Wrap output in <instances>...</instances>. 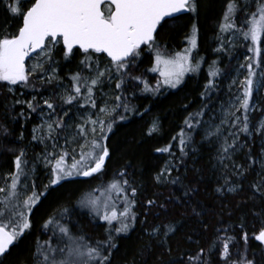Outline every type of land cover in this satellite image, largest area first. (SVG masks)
I'll return each mask as SVG.
<instances>
[{
  "label": "snow or ice",
  "instance_id": "snow-or-ice-1",
  "mask_svg": "<svg viewBox=\"0 0 264 264\" xmlns=\"http://www.w3.org/2000/svg\"><path fill=\"white\" fill-rule=\"evenodd\" d=\"M0 3L13 18L22 21L15 34L0 35V83H5L9 92H13L17 85L24 88L31 86L36 91L33 78L37 77L41 84L55 83L57 87L63 88L59 96L61 105L54 103L52 97H41V104L36 95L30 101H15V104L26 105L32 112L39 108L41 115L46 116L40 125L33 128L32 139L39 143L53 141V150L49 152L46 144L44 154H37L35 160L29 161L27 152L20 149L14 157V170L2 177V258L10 255L12 247L32 228L30 215L42 202V197L48 194L49 188L54 189L65 181H74L80 177L98 178L106 173L111 158L109 134L116 123L114 114L124 120L126 116L117 113V109L122 108L124 112L135 111L123 102L122 92L112 97L111 107L106 99L104 106L98 108L96 92L102 90L106 79L111 81L115 74V88L122 90L126 84L128 69L147 48L154 52L155 63L150 71L158 72L161 79L157 80L155 86L141 77L131 76L129 79L143 84L142 92L156 94L161 88L179 87L187 74L198 73L206 61L198 55L199 28L195 22L185 37L187 46L182 50L169 52L157 41L158 30L169 20H179L185 13L191 14L195 19L199 14V0H0ZM241 12L244 13V18L238 22ZM216 39L219 47L214 51L218 53L229 51L238 42H242L252 54L239 64L237 77L231 80L229 99L226 106H221L223 115L220 122L204 130V139L211 141L215 137L220 141L216 159L224 170L225 184H229V169L241 176L248 170L233 160V154L244 146L240 144L241 134L249 137L259 134L264 138V119L255 125L250 119L257 107L253 100L254 93L264 88V0H228L218 24ZM57 51L62 52L65 59L74 56L77 51L81 52L84 58L80 63L88 74L77 71L70 77V87L64 86L54 59ZM97 54H105L110 58V66L101 68L98 62H94L92 58ZM30 60L31 66L26 63ZM217 64L218 61H213L209 65V80L201 94L205 98L203 107L196 113H190L184 121L185 127L173 137L177 141L181 165L189 151L197 150L194 146V134L202 125L204 109L218 88L217 78L223 74L216 67ZM239 69L246 71L242 80L239 79ZM233 87L236 88L235 92L232 91ZM62 105L98 108V112L82 113L80 122L64 137L65 146H61L57 152L58 137L70 127L64 120L69 115L67 110L63 112V116L57 115V107ZM45 108L49 110L47 113L44 112ZM20 115L23 116L24 113L21 112ZM157 130L158 122L154 121L149 135ZM2 131L7 134L6 128ZM20 139H23L22 134ZM70 145H75L71 147V151L68 148ZM172 148L173 145L169 144L156 151L168 153L175 159ZM249 158L251 168L257 161ZM37 163H43L49 170V184L44 186L43 191L37 190L34 179ZM259 163L262 170L258 174L260 180L252 187L264 197V158ZM173 170L179 171V167L169 161L156 174L155 181L180 183L179 176L171 179ZM126 176L127 173L123 171L116 173L109 182L83 194L78 201L80 208L88 209L108 225L104 240L93 242L83 234L74 233L69 225L61 223L65 216L70 218L71 215L70 210L64 208L58 216L45 221L43 228L50 231L51 236L43 242L37 240L32 251L33 264H111L112 250L117 247L116 236L131 231L137 219V188L132 186ZM223 187L221 185L217 191H221ZM227 190L236 191L234 187H228ZM188 194V191L184 192L185 196ZM147 204L154 206L156 201L150 199ZM243 227L242 223L241 229ZM176 231L178 228L172 224L156 225L147 235L155 237L162 234L160 243L164 244ZM224 232V236H217L209 244V253L217 252L220 264H255L254 259L247 258L248 233H243L245 247L241 251L236 246L235 237L228 235V229H224ZM253 238L264 245V226L253 234ZM0 264H3V260H0ZM180 264L212 262L206 258L205 249L200 248L194 255H188L186 260L182 258Z\"/></svg>",
  "mask_w": 264,
  "mask_h": 264
},
{
  "label": "trees",
  "instance_id": "trees-1",
  "mask_svg": "<svg viewBox=\"0 0 264 264\" xmlns=\"http://www.w3.org/2000/svg\"><path fill=\"white\" fill-rule=\"evenodd\" d=\"M227 3L228 0H199V14L195 19L188 13L180 16L179 20H169L158 30V43L165 46L169 52H175L186 45L185 37L190 33L192 23L198 25L197 51L199 57L206 61L201 67L200 75L188 77L184 84L175 90L161 88L156 94L142 92L143 84L129 77H141L153 86L157 82L155 79L159 78V74L150 71L151 64L153 67L155 63L154 52L147 48L128 69L126 84L122 90L115 88L117 79L116 75H113V93L118 95L122 92L123 102L135 111L124 112L122 108L117 109V113L126 116L124 120L114 114L116 123L109 134L111 158L106 173L98 178H77L74 181H65L54 189L49 188L48 194L42 197V202L30 215L32 228L12 247L10 255L1 259L3 264H33L32 251L37 240L43 242L51 236V232L43 228L45 221L58 216L64 208H68L71 215L70 218L65 216L61 223L69 225L74 233L83 234L93 242L104 240L108 225L88 209L80 208L78 201L83 194L102 183L106 184L116 173L122 171L127 173L126 178L137 188V219L131 231L116 236L117 247L112 250L111 264H180L182 258L186 260L188 255H194L200 248L205 249L206 258L210 259L212 264H220L218 253H209L208 250L209 244L217 236L225 235L224 229H228V235L235 237L236 246L241 251L245 247L242 237L246 231L249 235L247 258L254 259L255 264H264V247L253 238V234L264 226V197L252 187L260 180L258 160L261 155L259 141L262 138L256 134H253L252 138L241 134L240 139L244 146L233 160L248 170L241 176L229 169V184H225L224 170L216 164L213 147L202 141L200 129L194 134V146L197 150L189 151L182 165L178 159L180 153L177 141L173 140L181 128L185 127L184 121L189 114L196 113L204 105L205 98L201 94L209 80V65L218 61L216 67L220 68L223 74L217 78L218 88L208 101V106L204 109L205 114L213 111L216 103L222 98L226 78L233 70L237 56L250 53L243 44L235 49V53H213L214 44L218 42V24ZM243 18L244 13L241 12L238 22ZM21 23V19L13 18L0 3V35L15 34ZM83 58L79 51L69 59H65L60 51L54 54L58 75L64 76L69 85L73 73L82 71L83 74H88L80 63ZM92 59L101 66L109 64L103 54L94 55ZM33 84L36 91H33L31 86L20 89V92H23L22 100L27 101L36 95L41 103V97L48 96L53 98L54 103L61 105V101L54 98V84H41L37 77L33 78ZM6 87L5 83H0V172L14 170V157L20 149L29 152L26 148L30 139L29 130L35 125L39 110L38 108L36 112H32L24 104H15L16 96ZM262 91L263 106L264 88ZM66 107L68 105L57 107V115L60 116ZM20 110L26 116L25 122L21 120ZM258 117L259 115L250 116L253 125ZM152 119L159 121V132L156 135L147 134ZM203 119L204 116L202 121ZM3 128L7 129V134L2 131ZM21 134L23 139H20ZM60 135L64 138L63 132ZM169 144L173 145L175 159L168 153L156 151L157 148H164ZM27 156L29 161H32L31 155ZM249 157L257 161L251 168ZM171 158L179 167V171L173 170L171 179L179 176L181 182L158 184L154 176ZM34 179L37 190L43 191L42 182L46 180L44 171L37 170ZM221 185L224 187L217 191ZM228 187H234L236 191L229 192ZM185 191L189 193L187 196L184 195ZM150 199L156 201L154 206L147 204ZM161 205L164 207H160ZM165 224L178 228L166 243H160L162 234L155 237L147 235L153 226ZM218 229L220 231H217Z\"/></svg>",
  "mask_w": 264,
  "mask_h": 264
},
{
  "label": "rangeland",
  "instance_id": "rangeland-1",
  "mask_svg": "<svg viewBox=\"0 0 264 264\" xmlns=\"http://www.w3.org/2000/svg\"><path fill=\"white\" fill-rule=\"evenodd\" d=\"M242 44V42H238L237 43V46L236 47H234V48H231L229 51H227V52H233V53H235V49L238 47V46H240ZM187 46V43H186V45L184 44L182 47H181V49H179V50H182L184 47H186ZM217 47H219V42H217L216 44H214V49H213V53H215V54H219V53H221V52H216V51H214ZM178 50V51H179ZM249 55H252L251 53H249V54H242V55H240V56H237V59H236V62H235V65H234V68H232L233 70L231 71V73H230V75L229 76H227V78H226V83H225V86H224V91H223V96H222V98L220 99V101L219 102H217L216 103V107H215V109L213 110V111H208L205 115H204V119H203V123H202V125L200 126V132H201V139H202V141H204V142H206V143H208L210 146H212L213 147V149H214V153H215V161H216V164L218 165V162H217V159H216V156H217V148H218V146H219V143H220V141L217 139V138H215V137H213L212 139H211V141H209V140H206V139H204V130L206 129V128H208L210 125H215V124H218L219 122H220V119H221V117H222V115H223V110H222V105H225L226 106V103H227V101H228V99H229V91H228V88H229V85H230V83H231V80L232 79H234V78H236L237 77V70H238V68H239V64L240 63H243L244 61H245V57L246 56H249ZM26 63H28L29 64V66H31V64H32V61L30 60V61H27ZM105 66H110L109 64L107 65V64H103V66H101V68H103V67H105ZM151 68H152V64H151ZM57 71H58V69H57ZM156 73V75L157 74H159L158 72H155ZM200 73H201V70L198 72V73H191V74H187L186 76H185V78H184V81L188 78V77H191V76H193V75H200ZM87 75V74H86ZM244 75H246V71L244 70V69H239V79H243L244 78ZM59 76V75H58ZM157 77V76H156ZM59 78H60V80H61V82H62V84L64 85V86H66V87H70V85H69V82L67 83L65 80H64V76H59ZM114 79V78H113ZM113 79H111V81H105V83H104V85H103V88H102V90H97V92H96V100H97V105H98V108L99 107H103L104 106V100H108L109 101V107H111V104H112V97H114L115 96V94L113 93V88H112V86H111V83L113 82ZM159 79H161L160 78V76H159V78L157 77L156 79H155V81L156 80H159ZM184 81H183V83L180 85V86H182L183 84H184ZM54 84V88H55V93H54V98L56 99V100H59L60 101V99H59V96H60V94L63 92V88H59V87H57V85L55 84V83H53ZM48 85H50V84H48ZM179 86V87H180ZM179 87H177V88H179ZM7 88V90H8V86L6 87ZM23 87H21V86H19V85H17V86H14V91L13 92H10L11 94H13L14 96H16V100H22V95H23V92L21 91L20 92V89H22ZM166 88V87H165ZM177 88H175V89H177ZM175 89H173V90H175ZM232 91L233 92H235L236 91V88L235 87H233V89H232ZM262 94H263V91H262V88L258 91V92H256V93H254V98H253V100H254V103L256 104V111H254L251 115H259V117L257 118V120H255V122H254V124H256L258 121H260L261 119H264V105L262 106V104H261V96H262ZM43 98H49L48 96L47 97H43ZM30 100H32V98H30V99H28L27 101H30ZM41 104L43 103V100H42V98H41ZM19 105H23V104H19ZM25 107H26V105H24ZM98 108L97 109H91V108H88V109H84V108H79L77 105H72V106H68V107H66V108H64L63 110H62V112H61V114H60V116H63V112L65 111V110H67L68 112H69V115L67 116V117H64V120L69 124V128L65 131V132H63V135H64V137L66 136V135H68L69 133H71L72 131H73V126L75 125V124H77V123H79L80 122V115L82 114V113H96V112H98ZM49 110H47L46 108L44 109V112L45 113H47ZM21 112H23V111H21L20 110V112L19 113H21ZM239 114V113H238ZM102 115V114H101ZM21 116V115H20ZM28 116H30V114L28 113ZM93 118H95V116H93ZM25 119H26V116H25V114L23 115V116H21V120H22V122H25ZM44 119H46V116H42L41 115V113H40V110H38L37 111V114H36V117H35V125H33L31 128H30V130H29V136H30V139H29V141H28V143H27V145H26V148L29 150V152L27 153V155H31V160L33 161V160H35V158H36V156H37V154H44V152H45V145L47 144V150L49 151V152H51L53 149H52V147H51V145H52V143H53V141H51V140H48V141H46L45 143H39L38 141H34L33 139H32V136H33V128L34 127H37L38 125H40L41 123H42V121L44 120ZM154 121H156V122H158V130L156 131V132H154L153 134H151V135H156V134H158V132H159V121H158V119H152L151 121H150V123H149V126H148V128H147V134L149 135V130H150V128L152 127V124H153V122ZM214 130V129H213ZM256 136H260L259 134H256ZM261 137V136H260ZM70 138V137H69ZM240 138H241V136H240ZM249 138H252V136H250ZM256 138V137H255ZM262 138V137H261ZM240 144H242V145H244V143L242 142V139H240ZM259 145H260V148H261V155H260V157H259V160H258V162L262 159V158H264V157H262V149H264V138H262L260 141H259ZM61 146H65V140H64V138H62V136L60 135L59 137H58V147H57V149H56V151L58 152L59 150H60V147ZM73 146H75V145H70V146H68V148H69V151H71V147H73ZM241 152V148H239L234 154H233V159H234V157L237 155V154H239ZM169 161H171L172 163H174V161H173V158H171V159H169L167 162H166V164L169 162ZM165 164V165H166ZM37 170H40V171H44V173H45V175H46V180H45V182H42L43 184V188H44V186L45 185H48L49 184V180H50V175H49V170L44 166V164L43 163H37V165H36V172H37ZM161 171V170H160ZM259 171H260V173H261V166H260V163H259ZM11 171H9V170H4V171H1L0 172V186H3V179H2V177L5 175V174H7V173H10ZM36 172H35V176H34V178L36 177ZM156 176V175H155ZM155 176H154V178H155ZM80 178H83V177H80ZM158 184H160V183H158ZM161 184H163V183H161ZM90 212V211H89Z\"/></svg>",
  "mask_w": 264,
  "mask_h": 264
},
{
  "label": "water",
  "instance_id": "water-1",
  "mask_svg": "<svg viewBox=\"0 0 264 264\" xmlns=\"http://www.w3.org/2000/svg\"><path fill=\"white\" fill-rule=\"evenodd\" d=\"M183 15H188V13H185V14H183ZM183 15H181V16H183ZM34 55H35V54H34ZM103 55H104V57L106 58V60L109 61L110 58H108L105 54H103ZM263 247H264V245H263ZM2 258H3V257H2ZM2 258H0V260H1Z\"/></svg>",
  "mask_w": 264,
  "mask_h": 264
}]
</instances>
